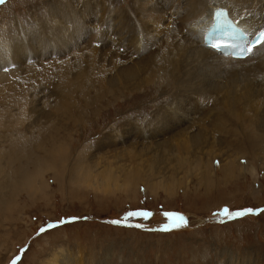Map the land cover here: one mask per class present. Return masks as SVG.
<instances>
[{
    "label": "rangeland",
    "instance_id": "rangeland-1",
    "mask_svg": "<svg viewBox=\"0 0 264 264\" xmlns=\"http://www.w3.org/2000/svg\"><path fill=\"white\" fill-rule=\"evenodd\" d=\"M79 1L76 3L79 10H76L75 7L67 5L71 3L70 0H5V3L0 5V41L16 36L21 38V43L16 44L14 39L11 43L13 42L15 47L43 52L46 50L48 54L43 56H46L45 58L49 61L56 60L65 52L64 48L67 43H63L65 36L55 38L54 32L47 26L50 24V15L53 13L56 14L58 21L61 20L68 26L67 34H71L73 39L81 42V45L88 43L90 46L95 41L91 38L96 35V32L94 35L92 32L95 30L97 18L95 6L100 0ZM104 1L111 3L110 8L117 6L118 9H127L129 13L135 10L134 0ZM150 12L148 15H154L152 11ZM85 15L90 18L88 23L92 26L85 24ZM76 20H78V25H83V30L77 31ZM19 30L22 31V36L18 35ZM78 32L82 34V37L77 35ZM88 35L92 37L89 38ZM24 36L26 38L23 39ZM52 38L57 41L52 42ZM24 61L29 62L26 59ZM56 63L61 64V62ZM35 64L40 67L41 62L37 61ZM62 65H67V62ZM44 67L41 69L43 70ZM71 67H73L71 70L75 67L76 71L79 70L77 66ZM249 72L252 75L255 74L252 71L237 73L248 74ZM53 73L46 76L44 84H41L42 90L37 84V91H34L41 94L40 96L47 99L50 104L52 103L51 106L60 102L64 97V94L60 96L61 89L58 87L63 75L58 78L56 76L58 72L54 70ZM262 73L259 71L256 76L262 78L264 77ZM244 78L247 79V77ZM247 80L251 83L250 78ZM166 86H168L166 90L168 93L164 95L165 97L163 96L165 99L159 98V94L165 87L155 81L150 87L145 85L141 90L126 89L125 96L122 98L114 99L107 96V101L90 100L88 104L81 99V92L79 95L75 94L76 90L67 99L66 107L70 108L69 111L58 113V111L48 109L51 112L48 117H51L54 122L49 120V123H43L49 127L46 135L52 136L56 144L61 143L67 149L64 153L65 160L49 161L50 168L45 174V178L48 179L46 183L49 186L38 192L34 193L32 190L27 193L25 189L18 187L9 193L8 188L3 191L0 187L1 195L5 196L7 202L9 200L6 209L1 206L3 211L0 212V264H46L55 253H57V257L54 258L56 264H264L263 145L259 148L257 146L254 149H257L256 152L252 150L255 153L251 151L254 156L246 154L244 158L239 159V163L244 166L247 165V161H251L254 165L256 175L253 178L247 176V179L243 180L233 175L231 180L227 179V182H224L225 179H218L215 186L205 191L199 185L197 176L191 173L188 174L186 190L182 192V189H177L170 196L162 191H159L158 195L150 194L146 188L143 189L142 183L132 193L128 190V192H122L116 188L109 192L96 191L91 186H85V183L84 186L75 183L79 179V174L86 171L89 174L88 178L91 179L107 177V173L101 171V165L105 166L106 162L129 167L126 155L121 157L122 161H117L112 158L109 150L113 145L123 147L137 141L138 138L140 140L142 134V136H147L149 128L157 122L160 123L159 119L164 116L163 113H166L163 108L165 103L176 106L177 99L184 104L182 100L187 98V108L190 114L201 124H208L216 117L222 118L228 115L223 106L214 105L216 99L213 94L209 95L211 96L209 98L199 96L193 98V95L184 97L183 93H180V95L175 94L173 100L172 96H169L172 92L170 84ZM239 86L241 87V83ZM47 93L49 95L45 96ZM14 98L9 97L7 104L0 103L1 109L8 105L6 111L1 113L2 116L0 115V122L9 124L12 121L11 116L16 110H13L10 104H14ZM30 98L29 101L32 103L24 97L21 98L25 103V108L21 112H24L22 122L13 120L15 126L11 130L0 127V152L3 155L10 150L11 143L17 136H22L27 132V125L44 112L45 107L50 108L46 106L48 102L36 108L34 104L41 98L35 99L33 96ZM239 105L241 108L242 104ZM257 114L264 116L262 110L255 113L256 116ZM137 118L146 125L147 130L145 127L144 133L134 131L125 133L127 128L124 125L136 122ZM173 120H170V124ZM59 125L61 127H58ZM227 125L232 126V123L227 122ZM55 128L60 130L57 132ZM28 130L35 133L33 129ZM124 133L130 135L123 138ZM232 133L233 131L230 130L218 137L224 140L223 144H239L238 149L247 145L246 139H241V134L232 135ZM35 136L38 134L36 133ZM34 138L24 141V146L28 147ZM234 139H238L239 143ZM115 142L124 145H116ZM132 145L135 144L132 143ZM48 147V140H44L39 147L32 148V153H39ZM103 154L113 161L100 162L82 159L86 157L85 159L88 160V158H96ZM138 155L141 154L137 153ZM219 160L216 158L213 163L216 165L220 163ZM19 162L21 160L13 161L12 165L6 166L4 176L14 177V169ZM139 162L144 164L143 170L154 164L152 161ZM60 163L64 164L62 168H58ZM75 163L82 165V168L79 173H70L69 167L74 166ZM25 164L26 168L31 170L35 163L25 161ZM53 171L57 173L56 177ZM159 174L157 170L155 178ZM215 175L216 177L220 175L219 170ZM64 177L66 180L70 178L69 181L63 180ZM112 177L113 179L104 182L123 180L119 170H115ZM257 186L260 187L254 191ZM224 209H228L231 214L225 213ZM248 209L252 211L248 212ZM134 211H147L149 215L147 217L131 216L125 219L128 212ZM237 212L241 215L237 216ZM115 220H119L120 223H112ZM174 223L179 226H173ZM49 225L53 227L49 228ZM41 228L45 231L41 232ZM166 228L168 230H165Z\"/></svg>",
    "mask_w": 264,
    "mask_h": 264
},
{
    "label": "bare ground",
    "instance_id": "bare-ground-1",
    "mask_svg": "<svg viewBox=\"0 0 264 264\" xmlns=\"http://www.w3.org/2000/svg\"><path fill=\"white\" fill-rule=\"evenodd\" d=\"M70 1L71 3L67 5L79 10L76 3L80 1ZM134 2L133 13H129L124 8L118 9L117 6L110 8L111 3H105L104 0H100L99 4L95 6L97 18L95 27H93L97 30H94L92 34L94 35L96 32V35L95 37L88 35V37H92L94 42L102 37L111 38L112 44L122 47L120 52L115 48L108 47L104 41L97 46L93 44L89 46L88 43L81 45V42L73 39L71 34H67L68 26L61 20L58 21L56 14L53 13L50 15V24L47 26L54 32L55 38L61 35L65 36L63 43H67L64 48L65 52L63 51V55L57 57L58 59L49 61L45 58L46 56H43L48 54L45 52L46 50L43 52L15 47L16 45L11 41L15 39L16 44L21 43V38L16 36L7 40L1 39L0 94L2 96L0 97L2 99H0V103L7 104L9 97H15L14 104L10 105L13 106V110H16L14 114H17L15 116L12 114V121L9 124L0 122L1 128L11 130L15 126L13 120L22 122L24 112H21L25 108V103L21 98L24 97L25 100L32 103L29 101L30 97L33 96L35 99L40 97L41 100L36 103V100L34 101L36 108H39L40 104L43 106V103L48 102L47 99L40 96L41 94L34 91H37V84L42 90L41 84H44L46 76L54 74V70L58 72L57 75L55 74L58 78L63 75L58 87L61 89L60 96L64 94L63 99L60 98L62 99L60 102L52 106V103L48 102L49 104L46 106H50V108L45 107V111L27 125V132L22 136H15L16 138L11 143V148L6 155L0 152V160H5L0 161V187L3 188V191L8 188L9 193H12L16 188L21 187L27 193L32 190L35 193L42 188H47L49 184L46 183L48 179L45 178V174L46 170L50 168L49 161L65 160L64 153L67 149L61 143L56 144L52 136L46 135L49 127L43 123L52 121L51 117H48L51 113L48 109L54 112L58 111V113L59 111H69L70 105L67 109L66 102L76 90L75 94L79 95L81 92V99L88 104L90 100L107 101V96L114 99L122 98L125 96L126 89L129 91L141 90L145 85L150 87L155 81L165 87L159 94V98H164V95L168 93L166 91L168 90L167 84H170L172 89L169 96H172L173 100V96L180 95V93H183L184 97L193 95V98L198 96L209 98L211 97L209 95L213 94L216 99L214 105L223 106L228 115L227 117L222 116V118L216 117L211 123L201 124L190 114L187 108V98L182 100L185 102L184 104H181L180 99H177L176 106L165 103L163 108L166 113H163L164 116L159 119L160 123L157 122L149 128L147 136H142V134V139L138 138L139 141L135 142L130 141L129 145L123 147H117V144L122 143L115 142L117 146L113 145L109 150L112 158L117 161H122L121 157L126 155L129 167L106 162L105 166L101 165V171H105L107 177L91 179L88 178L89 174L86 171L79 174V179L75 183H80L82 186L85 183V186H91L96 191L109 192L116 188L122 192L128 190L131 193L142 183L143 189L146 188L150 194L158 195L159 191H162L165 195L170 196L177 189H182V192L186 190L189 173L197 176L198 183L204 191L215 186L218 179H225L224 182H227V179L231 180L233 175L239 176L243 180H246L247 176L253 178L256 175V169L251 161H247V165L244 166L239 163V159L244 158L246 154L256 152L257 149H254L257 146L258 148L261 145L264 146V116L255 115L261 110L264 115V77L256 76L259 71L264 73V42L253 50L251 56L238 61L240 66L230 67L223 62L219 51H212L202 46L200 40L196 38V32L207 23L210 15L218 6L230 9L234 18L244 23V26L253 32L260 27L264 28V0H134ZM169 7L174 8L175 16L172 18L167 15ZM150 11L154 15H148ZM76 17L79 16L76 15ZM84 19H86V25L92 26L88 23L90 19L88 16L85 15ZM104 23L114 28L113 34L117 35V38H113L110 31L101 28ZM77 25L78 20H76L75 26ZM90 26L87 28H91ZM80 30H83V25H78L77 31ZM18 33L22 36V31L19 30ZM77 35L82 37L80 32ZM55 38L51 39L52 42L57 41ZM141 43L147 46V52L144 54L138 51ZM77 47L80 49H76ZM24 59L29 62H25ZM37 61L41 62L39 68L35 64ZM56 62H61V64ZM65 62L67 65H62ZM246 62L250 64H245ZM71 66H77L79 70L76 71V67L71 70L73 68ZM42 67H44L43 70ZM247 71L255 72V74L252 75L251 72L248 74L237 73ZM244 77L250 78L251 83ZM238 78L244 79L239 80ZM48 81L50 82L49 79ZM165 82H167L166 85ZM49 93L45 96H48ZM238 104H242V107L240 108ZM6 107L0 108L1 116V113L6 111ZM54 119L56 120V118ZM172 119L174 120L170 124ZM227 122H231L232 126H228ZM124 126L127 128L125 133H130L129 131L144 133L146 127L139 118L136 119V122L126 123ZM28 129L35 130V133ZM56 129L58 128H55L57 132L60 130ZM145 129L147 130V127ZM230 130L233 131L232 135L241 134V139H246L245 143L248 149L244 142V146H241L240 149H238L239 144H223L224 140H221L218 135H224ZM36 133L38 136H35ZM129 135L125 134L122 137L125 138ZM32 137L35 138L31 142L29 141L30 145L27 143L29 146H24V141L26 142ZM44 140H48L49 147L39 153H32V148L39 147ZM234 141L239 143L238 139H234ZM137 153L141 155L137 156ZM85 158L82 159L100 162L113 161V159H107L105 154L96 158H88V160ZM216 158L220 159V163L215 165L213 160ZM17 160H21V162L14 169V177L4 176L6 166L12 165L13 161ZM25 161L35 163L31 170L26 168ZM139 161H152L154 164L143 170L144 164ZM63 165L60 163L58 168H62ZM81 168L82 165L75 163L74 166L69 167L70 173H79ZM51 169L53 170V167ZM115 170H119L123 180L104 182L113 179L112 175ZM157 170L160 174L155 178ZM217 170L220 172L218 177L215 175ZM53 173L56 177L57 173L55 171ZM69 179L66 180L64 177L63 180L69 181ZM162 182H166V184H162ZM259 187L254 188V191ZM0 200L1 212L3 211L1 206L6 209L9 200L7 202L1 192ZM56 257L57 253L51 256L46 264H56L54 260Z\"/></svg>",
    "mask_w": 264,
    "mask_h": 264
},
{
    "label": "snow or ice",
    "instance_id": "snow-or-ice-1",
    "mask_svg": "<svg viewBox=\"0 0 264 264\" xmlns=\"http://www.w3.org/2000/svg\"><path fill=\"white\" fill-rule=\"evenodd\" d=\"M4 3H5V0H0V5H2V4H4ZM259 35H260V38H261L262 40H264V31H260V34H259ZM214 47H215V46H214ZM223 211H224L225 213L229 214V215L231 214V213H229L228 209H224ZM251 211H252L251 209H248V212H251ZM148 215H149V213H148L147 211H134V212H128L127 217H125V219H127L128 217H131V216H144V217H147ZM236 215L239 216V215H241V213H240V212H237ZM112 223H114V224H119L120 221H119V220H115V221H112ZM173 226L178 227L179 224H175V223H174ZM48 227H49V228H50V227H53V225H49ZM165 230H168V229L166 228ZM40 231H41V232H44L45 229H44V228H41Z\"/></svg>",
    "mask_w": 264,
    "mask_h": 264
}]
</instances>
